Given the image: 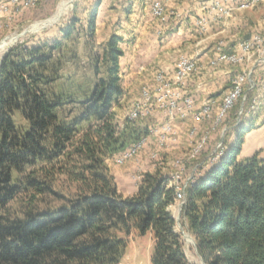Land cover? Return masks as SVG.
<instances>
[{
    "label": "trees",
    "instance_id": "trees-1",
    "mask_svg": "<svg viewBox=\"0 0 264 264\" xmlns=\"http://www.w3.org/2000/svg\"><path fill=\"white\" fill-rule=\"evenodd\" d=\"M98 5L86 26L75 14L60 38L1 61L0 264H121L130 237L147 233L151 264H192L168 177L146 173L124 197L110 171L153 120L118 116L124 38L96 43ZM256 96L247 93L238 125L242 101L233 109L223 155L186 192L182 217L205 264H264V159H240L257 128V117L245 123Z\"/></svg>",
    "mask_w": 264,
    "mask_h": 264
},
{
    "label": "rangeland",
    "instance_id": "rangeland-1",
    "mask_svg": "<svg viewBox=\"0 0 264 264\" xmlns=\"http://www.w3.org/2000/svg\"><path fill=\"white\" fill-rule=\"evenodd\" d=\"M66 1L68 2V7L66 8L65 14L63 17L52 24H46L51 17H53L57 11L60 9L61 4ZM6 0H1L0 4L6 3ZM96 2H99L97 8V16H96V35L95 40L97 44H104L108 38L111 36L112 33H119L123 31V22H121V16H119L120 12H125L122 10V4L124 0H40L35 6L27 7L22 5L21 7H11L9 11L3 13L2 19H0V44L3 42L9 41L10 38L16 37V41L10 44L4 50H0V64L3 60L4 56L14 47L17 46H36L42 43H47L53 39H57L61 37V27L64 23L68 22L75 14L80 18V22L78 24L79 27L83 25L86 26L88 18L90 16V11L95 6ZM125 18V17H124ZM224 21V19L220 20ZM227 23V28L224 29L225 26L221 25L222 30L224 29L225 32L219 37L214 39V43L217 45L220 42H224L227 44V47H232L233 44H238L243 41L248 40L252 34L260 33L264 36V0L259 2L257 5L250 9L240 10L235 13L232 18L225 20ZM36 23H39L38 26L34 27ZM225 23V22H224ZM203 34L202 36H204ZM201 36V37H202ZM212 40V39H210ZM214 47V50L216 48ZM236 46V45H235ZM233 48V47H232ZM190 49L182 50L178 53H174L177 56L175 59L176 61L170 64L167 60L162 59L161 63H155L151 65L140 64L136 62V65L133 67V72L135 74V78H138V81L133 86V90L125 91V96L121 101V107L117 110L118 116L121 119L128 118L129 112L133 104L140 98L141 93L144 89H151L158 86L159 81H157L158 76L162 73L165 76V82L171 79L175 72H176V65L178 64L180 58L182 56L188 57H196L195 53L200 51V49H193L192 52L188 55ZM213 50V51H214ZM234 50V49H232ZM232 50L227 52H233ZM81 56L83 54L80 51ZM203 53V52H202ZM194 54V55H193ZM212 54H214L212 52ZM212 54H208L210 60L213 58ZM84 56V55H83ZM82 56V57H83ZM168 56V55H167ZM171 56H173L171 54ZM169 57V56H168ZM202 57V54H201ZM174 58V57H173ZM197 58V57H196ZM169 59V58H168ZM198 59V58H197ZM207 61V60H206ZM87 58L83 59V63L86 64ZM200 71L202 73L213 74L215 71L218 70H210L204 66L202 63H198ZM146 67V71L142 72V75H139L140 68ZM207 68V69H206ZM235 69V68H234ZM206 70V71H205ZM209 70V71H208ZM240 70L236 68V72L230 79L228 78L227 86L225 87L224 91H227L234 79V77L240 73ZM121 76L122 75V65H121ZM197 75L194 77L196 78ZM122 78V77H121ZM193 78V79H194ZM132 79V78H131ZM122 86L125 82L124 78L121 79ZM225 79L222 80L224 82ZM263 81V78L262 80ZM260 81V82H261ZM217 80L215 78L210 79L207 84L214 85V88L221 86L220 83L217 84ZM204 83V82H202ZM190 84V83H189ZM262 83H259V85ZM201 85L200 90H202L203 85ZM212 87V86H211ZM124 88V87H123ZM187 89L184 88L182 90L181 95V103L184 102L185 98L188 96L187 94L183 93ZM125 90V89H124ZM220 91V89L218 90ZM217 92V91H216ZM216 92L207 93V99H214L216 100V107L219 106L222 100H217L216 98H212V95H215ZM262 90L259 88L257 89V96L252 101L257 104L255 107V111L252 114L246 116L245 123L248 124L249 121L253 120L257 117L256 125L257 128L259 127L260 122H264V99L261 97ZM209 97V98H208ZM217 97V96H214ZM195 98V97H194ZM224 96L222 97V99ZM202 100V103L203 101ZM241 102V101H240ZM239 102V103H240ZM238 103V104H239ZM260 103V104H259ZM237 104V105H238ZM251 104V106H252ZM182 105V104H181ZM236 105V106H237ZM242 102L239 105V112L241 110ZM202 104L199 105L195 98V107H194V114L200 112ZM251 106L249 109L251 110ZM235 109V108H234ZM248 109V110H249ZM233 111V110H232ZM231 111V112H232ZM216 112V109H215ZM153 116L151 117L152 124L151 127L154 129L157 126L167 122V113L161 109L153 106L152 109ZM193 113L191 114L188 119H177L175 123L177 124L178 130L181 134V137L178 139L171 138L169 139L163 146L158 143V138L154 135L150 136L149 142L147 145L142 148L139 154L133 157L130 161L123 165H117L113 159L109 160L110 171L112 175L115 177L116 182H118L121 187L125 190H128L130 187L131 191L133 189H138V185L140 184L141 180L143 179V175L146 173H154L156 171H160L161 174L165 177L172 178L173 174L179 170L180 166L177 162H181L187 166L188 173H191L192 170L200 164L199 172L203 171L205 166L208 164L215 163L213 159L221 152V148L214 154L216 147L219 144L220 134L222 133L223 129L229 126V118L225 124H223L220 128H216L213 130L211 140L207 145L206 149L200 153L198 159H190V155L193 153V149L196 147V142L201 139L202 135L205 134L206 130L211 129V122L209 119L204 120L202 122H197L193 119ZM215 113H213L214 115ZM229 114V117H231ZM129 119V118H128ZM261 119V121L259 120ZM185 122V124H180ZM259 122V124H258ZM262 122V123H263ZM19 123V121H18ZM264 124V123H263ZM263 124H260L263 125ZM197 127L196 136H190L189 132L193 130L194 127ZM255 130V129H254ZM232 133V129L228 130L227 132ZM226 135V134H225ZM225 138V136H224ZM249 141V134L246 135L245 141ZM211 156V157H209ZM197 160V161H196ZM208 167V166H207ZM187 173V174H188ZM188 178V175L182 177V181H185ZM127 185H123V183ZM117 183V185H118ZM124 186V187H123ZM137 192V191H136ZM124 197L132 196V194H123ZM134 195V194H133ZM170 211L172 212L176 223L177 228L181 232L183 236V241L185 244V251L189 261L192 264H202L198 254L196 246L193 244L194 238L188 235L190 233L187 230V227L184 223L182 217L183 206L179 202H175L171 207ZM190 240V241H189ZM193 240V241H192ZM153 254V238L150 233H147L144 236H139L134 234L130 237L129 245L126 250L125 258L123 259L121 264H151V257Z\"/></svg>",
    "mask_w": 264,
    "mask_h": 264
},
{
    "label": "built area",
    "instance_id": "built-area-1",
    "mask_svg": "<svg viewBox=\"0 0 264 264\" xmlns=\"http://www.w3.org/2000/svg\"><path fill=\"white\" fill-rule=\"evenodd\" d=\"M6 1V3L0 4V19L5 17L3 16V13L9 11V8L11 7L19 8L22 5L33 7L40 2V0ZM170 1L172 0H144V3L148 6L151 16L166 26L168 18L165 14V3ZM261 1L262 0H213L212 8L216 11L217 20H228L233 17L235 12L250 9ZM197 27L199 33L204 34L208 27L207 20L200 19L197 23ZM226 46L227 44L224 42L217 44L213 58L208 63V68L211 70H218L222 66L234 67L240 70V73L234 77L230 88L226 91L221 104L216 107V100H204L200 112L194 114V96L188 95L184 102L181 103L182 90L189 85L200 71L198 65L199 61L196 57L182 56L176 65L174 76L165 82V76L161 73L157 78V81H159L160 84L153 88V90L144 89L142 91L140 98L131 107L128 117L131 121L149 117L152 115L153 106L156 105V107L163 109L167 113V122L151 129L148 136L142 137L128 149L115 155L112 159L117 165H123L139 154L142 148L147 145L149 138L152 135L158 138V143L161 146L171 138H180L181 134L175 120L186 119L190 117L192 113L194 114L193 119L197 122H202L207 119L211 122V129L206 130L201 139L196 142V147L190 155V159H198L200 153L203 152L209 144L213 130L220 128L225 124L231 111L240 101H242L243 105L241 106L237 118V125L240 123L247 93L249 91H254L260 88L262 90L261 97L264 99V36L260 33L252 34L248 40L238 43L233 52L230 53L226 51ZM262 78L263 81H261ZM259 83L262 84L259 85ZM255 102L256 101L252 104L251 110L249 109L247 111V115L252 114L255 111V107H257L256 105L258 104ZM213 113L215 114L213 115ZM196 130L197 127L195 126L193 130L189 132V135L196 136ZM228 130H230V127L226 125L220 134L221 140L219 141L214 154H217L220 148L221 152L213 159V162L215 163L223 155L224 136ZM177 164L180 168L173 174L172 178H169V186L175 188L176 203L179 202L181 206H184L187 189L195 183V181L203 174V171L199 172L201 169L200 164H197L191 173H188L185 164H182L181 162H177ZM206 167L207 166L203 167V170H205ZM185 175H188V178L185 181H182V177Z\"/></svg>",
    "mask_w": 264,
    "mask_h": 264
},
{
    "label": "crops",
    "instance_id": "crops-1",
    "mask_svg": "<svg viewBox=\"0 0 264 264\" xmlns=\"http://www.w3.org/2000/svg\"><path fill=\"white\" fill-rule=\"evenodd\" d=\"M212 3L213 0H172L167 2L165 3V14L168 18V23L165 26L151 16L149 8L144 3V0H124L122 10L125 12H120L119 16L122 17L121 22L124 24L123 31L120 35L124 38V43L122 45L124 55L121 58V65L122 78L125 80L123 83L125 91H130L131 93L133 86L138 81V78H135L133 72V67L136 65V62L151 65L161 63L162 59H164L172 64L177 58L174 53L190 49L186 52V54L189 55L192 52L191 50L200 49L201 52L198 51L195 53V56L198 58L199 63H202L208 68V63L212 59L208 60V54L214 53L213 50L216 45L213 41L216 37L223 34L225 32L224 29L227 28L225 20L223 23L217 20L216 11L213 10ZM128 10L130 14H128ZM200 19H206L208 22L207 30L204 33L205 37L202 36L203 34L199 33L197 27V23ZM221 25L225 26L223 30V26L221 28ZM235 45L237 44L232 45L233 48L226 46V50L230 51L234 49L236 47ZM171 54L173 56H171ZM145 71L146 67H142L138 74L142 75V72ZM235 72L236 68L234 69V67L226 66H222L213 74L199 71L197 77L190 82L183 93L194 96L197 102H199V105L202 104V100L207 97V93H211L212 91H217L215 95H212V98L222 100V97L226 94L224 89L227 86L228 78L230 79ZM212 78L218 81L217 84L221 81V86H219V88H214V85H211V87L210 84H207ZM223 79H225L224 82H222ZM199 84L203 85L202 90H200L199 86L201 85ZM219 89L220 91H218ZM187 119V121H189V118ZM259 120L261 121V119ZM262 122H260V124L264 123ZM176 124L179 123L177 122ZM180 124H185V122ZM260 124L258 128L248 133L249 141L245 142L240 159L250 158L256 154L264 159V124L261 126ZM123 185L127 184L124 182ZM121 186L122 185L118 183L119 192L124 195L126 193L133 195L137 191L133 189V192H128V190L131 189L130 187L128 190H125Z\"/></svg>",
    "mask_w": 264,
    "mask_h": 264
},
{
    "label": "bare ground",
    "instance_id": "bare-ground-1",
    "mask_svg": "<svg viewBox=\"0 0 264 264\" xmlns=\"http://www.w3.org/2000/svg\"><path fill=\"white\" fill-rule=\"evenodd\" d=\"M68 2H66V1H64L62 4H61V7H60V9L57 11V13L53 16V17H51L47 22H45L46 24H52V23H54V22H57V21H59L62 17H63V15L65 14V11H66V8L68 7ZM39 25V23H36L35 25H34V27H36V26H38ZM16 41V37H12V38H10L9 39V41H5V42H3V43H1L0 44V50H4L5 48H7L10 44H12V43H14ZM189 236V235H188ZM190 239H192L191 237H190ZM190 241V240H189ZM193 241V240H192ZM193 244H194V242H193Z\"/></svg>",
    "mask_w": 264,
    "mask_h": 264
},
{
    "label": "water",
    "instance_id": "water-1",
    "mask_svg": "<svg viewBox=\"0 0 264 264\" xmlns=\"http://www.w3.org/2000/svg\"><path fill=\"white\" fill-rule=\"evenodd\" d=\"M5 57V56H4ZM191 235H189V237H190ZM194 242V245L196 246V242L195 241H193ZM197 254H198V252H197ZM202 262V264H205L203 261H201Z\"/></svg>",
    "mask_w": 264,
    "mask_h": 264
}]
</instances>
